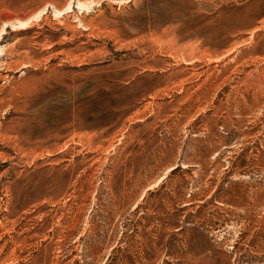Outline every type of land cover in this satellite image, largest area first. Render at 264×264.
Masks as SVG:
<instances>
[{"label":"rangeland","instance_id":"obj_1","mask_svg":"<svg viewBox=\"0 0 264 264\" xmlns=\"http://www.w3.org/2000/svg\"><path fill=\"white\" fill-rule=\"evenodd\" d=\"M0 264H264V0H0Z\"/></svg>","mask_w":264,"mask_h":264}]
</instances>
